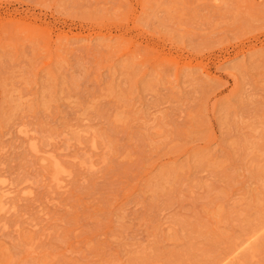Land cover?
I'll return each instance as SVG.
<instances>
[{"label": "rangeland", "instance_id": "rangeland-1", "mask_svg": "<svg viewBox=\"0 0 264 264\" xmlns=\"http://www.w3.org/2000/svg\"><path fill=\"white\" fill-rule=\"evenodd\" d=\"M0 264H264V0H0Z\"/></svg>", "mask_w": 264, "mask_h": 264}, {"label": "bare ground", "instance_id": "bare-ground-1", "mask_svg": "<svg viewBox=\"0 0 264 264\" xmlns=\"http://www.w3.org/2000/svg\"><path fill=\"white\" fill-rule=\"evenodd\" d=\"M36 145V144H35ZM35 145H32V149L33 150H35V149H37V147L35 146ZM35 152H37L36 150H35ZM50 156H49V158L52 156L51 155V153L49 154ZM54 165H55V167H54V169H55V173H54V180L56 181V183H57V187L60 185V176L59 175H61V173H64V171L65 170H63L62 168H61V166L59 165V163H57V162H54ZM4 183V182H3ZM55 183V184H56ZM4 192V191H3ZM6 193V192H5ZM5 193H3V194H5ZM6 194H8V193H6ZM5 194V195H6ZM5 195H2V196H5ZM1 210H2V207H1Z\"/></svg>", "mask_w": 264, "mask_h": 264}]
</instances>
